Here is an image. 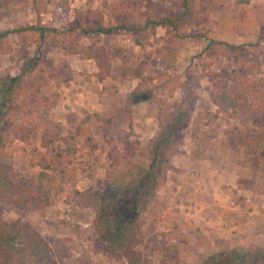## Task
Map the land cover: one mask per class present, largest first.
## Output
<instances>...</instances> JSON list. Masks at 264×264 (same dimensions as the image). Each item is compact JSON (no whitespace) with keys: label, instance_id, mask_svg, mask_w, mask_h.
Masks as SVG:
<instances>
[{"label":"rangeland","instance_id":"1","mask_svg":"<svg viewBox=\"0 0 264 264\" xmlns=\"http://www.w3.org/2000/svg\"><path fill=\"white\" fill-rule=\"evenodd\" d=\"M174 1L0 0V31L31 24L44 26L47 32L44 40L39 31L30 32L27 45L22 41V34L13 32L9 35L7 42L11 47L0 53V84L15 74L25 57L36 53L45 64H50L46 73L52 81V85L44 88L36 99L28 101L25 111L9 118L8 122L38 128L32 130L29 141L14 137L12 132L7 133L9 137L4 135L7 136L6 146L0 152V165H12L19 176L25 177L38 174L49 165V171L56 176L50 204L31 202L26 208L18 209L3 196L0 198V219H21L25 239L40 233L51 245L60 264L128 263L101 252L92 226L94 210L79 205L75 191L97 188L103 183L111 164L109 154L114 149L125 152L127 132H133L132 138L140 140L134 161L148 165L149 160L143 154L150 138L159 130L158 108L154 102L133 101L132 94L144 82L135 73L140 64H143L145 84L159 85L157 94L166 102H181L186 88L194 92L197 95L196 112L216 111L211 99V78L215 73L233 74L255 104L264 103V0H193L195 14L185 29L198 36L178 39L171 49L167 47V39L172 29L166 25L158 26L156 37L144 49L128 32L123 35L96 33L83 39L62 34L71 22L86 16L95 20L102 16L105 26L112 25L115 23L114 10L133 13L136 19L141 10L152 5L160 15H169L172 10H178ZM177 1L181 4V0ZM211 39L240 46L242 56L239 59L208 57L205 48ZM71 44L75 48L92 46L100 50L103 57L95 60L70 53L68 46ZM172 49L175 52L171 53ZM151 77L153 79L149 81ZM218 122V136L209 143L204 157L192 155L189 128L179 143L185 153L175 156L189 161L191 168L197 166L199 160L214 159L217 174L223 171L230 177L244 176L245 188L253 186L264 191V124L246 115L230 117L227 113L221 115ZM236 124L263 134L256 154H247L242 147L234 149L227 142L226 130ZM204 130L209 127L204 126ZM62 136H72L77 151L57 158L58 149L65 147ZM210 151L223 154L224 160L220 162ZM239 165L245 168L240 169V173L235 172V166ZM198 167L201 171L204 166ZM175 170L174 167L168 172V180L158 192V202L151 206L161 207L164 201L161 192L170 186L168 182L182 181L183 172L178 177ZM174 175L176 180L173 182L170 176ZM146 223L138 248L153 264L142 249ZM252 245L255 243L248 247ZM256 245L264 247L261 243ZM219 251L223 249L210 250L198 264Z\"/></svg>","mask_w":264,"mask_h":264},{"label":"trees","instance_id":"2","mask_svg":"<svg viewBox=\"0 0 264 264\" xmlns=\"http://www.w3.org/2000/svg\"><path fill=\"white\" fill-rule=\"evenodd\" d=\"M248 1V0H246ZM178 10H172L169 15L162 16L154 6L148 5L141 10L136 19L134 14L114 10L115 23L105 26L101 19L90 16L71 22L62 32L66 36H76L79 39L90 38L96 33L123 35L126 32L143 49L156 37L157 28L169 26L172 34L167 39V47L178 39H188L198 36L185 29L189 19L195 14L193 0H175ZM142 6L143 3L140 2ZM143 7V6H142ZM39 31L44 40L47 32L44 26L27 24L13 30L0 31V53L10 48L7 42L11 33L23 35L25 45L30 40L29 33ZM39 38V39H40ZM41 48V46H38ZM70 53H78L88 59L99 60L103 53L92 46H68ZM175 52L173 49L171 53ZM208 57L239 59L242 56L241 47L211 39L205 48ZM45 56V54H43ZM143 64L135 73L142 82L132 94L134 102L146 100L157 104L158 132L152 136L145 148L144 156L148 165H140L134 161L140 140L132 138L133 132L125 134L124 149H116L109 154L111 164L106 172L103 183L97 187L76 190L78 204L94 210L92 222L95 240L101 252L115 260L125 259L128 264H151L138 248L142 242L146 211L158 202V192L168 180V172L174 169L173 158L178 153H185L179 147L186 129H190L193 142L192 155L204 157L209 143L218 136L220 116L230 117L246 115L257 123L264 124V103L255 104L250 99L247 90L231 73H215L212 76L211 99L216 111L196 112L197 95L189 88L184 92V98L179 103L166 102L159 98V85L150 86L144 76ZM45 64L39 55L34 54L23 59L15 74L0 84V152L5 148L4 135L14 134L22 141H29L30 133L38 126L28 128L10 121L13 114L25 111L28 101L36 99L38 94L52 85L46 73ZM153 78H149L151 81ZM10 118V119H9ZM208 126L209 130H204ZM133 129V127L131 126ZM62 130V126H58ZM134 131V130H133ZM8 133V134H7ZM227 142L232 148H244L245 153L254 155L263 140L260 132L244 129L238 124L226 130ZM9 137V135H8ZM64 148H59L56 157L66 154L70 156L77 151L72 136H62ZM46 165L38 174L19 176L12 165H0V198L5 196L18 209L26 208L31 202L51 203V187L56 176ZM63 170V169H62ZM64 171V170H63ZM0 264H60L51 245L40 233H34L30 238H24V224L21 219L12 221L0 219ZM201 264H264V247L252 245L248 248L235 247L223 250L204 258Z\"/></svg>","mask_w":264,"mask_h":264},{"label":"crops","instance_id":"3","mask_svg":"<svg viewBox=\"0 0 264 264\" xmlns=\"http://www.w3.org/2000/svg\"><path fill=\"white\" fill-rule=\"evenodd\" d=\"M210 153L220 162L225 158ZM172 162L178 177L183 172L182 181L170 176L176 182H168L161 192V207L151 206L146 212L142 249L153 264H198L210 250L264 244V191L245 188L244 176H238V183L237 176L217 174L214 159L199 160L194 168L180 156ZM198 166L204 167L200 171ZM239 166L235 172L245 169Z\"/></svg>","mask_w":264,"mask_h":264}]
</instances>
